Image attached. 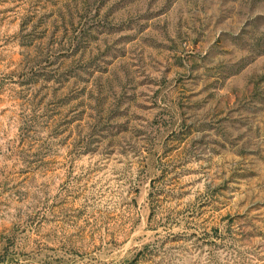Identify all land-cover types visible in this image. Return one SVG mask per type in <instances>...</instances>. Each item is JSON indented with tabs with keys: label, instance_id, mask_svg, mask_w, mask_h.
Listing matches in <instances>:
<instances>
[{
	"label": "rangeland",
	"instance_id": "obj_1",
	"mask_svg": "<svg viewBox=\"0 0 264 264\" xmlns=\"http://www.w3.org/2000/svg\"><path fill=\"white\" fill-rule=\"evenodd\" d=\"M0 264H264V0H0Z\"/></svg>",
	"mask_w": 264,
	"mask_h": 264
}]
</instances>
